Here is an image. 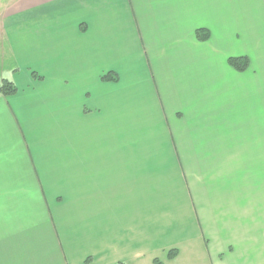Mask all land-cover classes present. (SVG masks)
<instances>
[{
  "label": "crops",
  "instance_id": "1",
  "mask_svg": "<svg viewBox=\"0 0 264 264\" xmlns=\"http://www.w3.org/2000/svg\"><path fill=\"white\" fill-rule=\"evenodd\" d=\"M3 28L0 264H264V0H18Z\"/></svg>",
  "mask_w": 264,
  "mask_h": 264
},
{
  "label": "rangeland",
  "instance_id": "2",
  "mask_svg": "<svg viewBox=\"0 0 264 264\" xmlns=\"http://www.w3.org/2000/svg\"><path fill=\"white\" fill-rule=\"evenodd\" d=\"M17 1L18 0H0V83L2 79L11 80L13 71L16 69L17 66L10 52L8 37L4 34L5 32L3 28V19L6 8L17 3ZM200 255H202L203 257L205 256V253L201 251ZM184 257L187 258L188 255L184 254ZM190 264H194V263H190ZM195 264H206V263L202 259L198 258Z\"/></svg>",
  "mask_w": 264,
  "mask_h": 264
},
{
  "label": "trees",
  "instance_id": "3",
  "mask_svg": "<svg viewBox=\"0 0 264 264\" xmlns=\"http://www.w3.org/2000/svg\"><path fill=\"white\" fill-rule=\"evenodd\" d=\"M197 36L198 39L204 41L207 40L209 38V34L208 32L204 31V30H198L197 31ZM229 65L234 68L235 70L239 71V72H245L249 65L250 62L248 60V58L246 57H237V58H230L229 59ZM32 75L34 77H38L39 79H41V77L37 76L35 73H32ZM103 81H114L117 82L118 81V76L116 74L113 73H108L106 75H104L102 77ZM18 92V88L16 87L15 83L12 80L9 79H3L0 83V97H10L15 95ZM176 250H171L168 253L169 258H174L176 256ZM156 264H162L159 260H155ZM118 264H124V263H118Z\"/></svg>",
  "mask_w": 264,
  "mask_h": 264
}]
</instances>
